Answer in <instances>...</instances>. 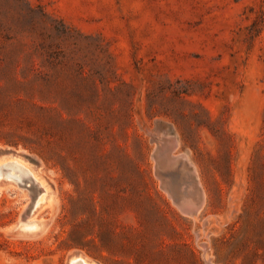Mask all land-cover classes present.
<instances>
[{
	"label": "rangeland",
	"instance_id": "374dc122",
	"mask_svg": "<svg viewBox=\"0 0 264 264\" xmlns=\"http://www.w3.org/2000/svg\"><path fill=\"white\" fill-rule=\"evenodd\" d=\"M0 58L60 107L57 143L20 128L17 107L1 117L20 142L0 149L35 164L0 162H21L51 206L31 211L28 184L0 179V264H135L142 243L155 256L140 264H193L186 246L202 264H264V0H0ZM168 138L198 210H183L192 189ZM29 214L36 228H18Z\"/></svg>",
	"mask_w": 264,
	"mask_h": 264
},
{
	"label": "trees",
	"instance_id": "16d2710c",
	"mask_svg": "<svg viewBox=\"0 0 264 264\" xmlns=\"http://www.w3.org/2000/svg\"><path fill=\"white\" fill-rule=\"evenodd\" d=\"M12 71L13 69H11L10 64H7L5 61L0 60V127L4 125V121L1 117L3 115H11L14 107H17L19 116L22 117V125H18L20 128H25L26 130H29L33 133H35L36 131H42V134L47 135V137L54 138V141L57 143L56 139L59 134L60 124V120L58 117L60 107L58 105H55V100H49L46 101L47 103H43V101L38 102L32 99L33 97L31 98L30 93H28L31 90L32 84L27 87L28 82H26L25 80H20L19 78L11 75ZM20 92H24L25 96H27V98L30 100H21L20 98H17L15 100L16 102H11L4 98L7 95L18 94ZM23 102H25L28 106H24ZM26 109L28 110V112H31V114H28ZM15 111L16 110H14V112ZM8 124L10 123L8 122ZM19 136L26 137V135ZM0 140H4L5 143L14 146H17L20 142V139H8L7 137H3L1 135ZM47 141L50 142L48 139ZM22 144L23 146H26L24 142H22ZM91 241L94 243V245H97L99 250L101 251L99 256L104 257V255L102 254V250L111 252V238L107 237V233L105 231L96 232L95 237H92ZM72 244L77 247L83 246V243H79L76 241ZM131 244L121 243V247H134L133 243ZM140 247L141 250L138 252V255L132 257L133 262L135 264H140L142 260H147V263H152L155 254L147 249V244L145 243H142ZM186 249L187 254L192 260L193 264H202L201 259L191 247L186 246Z\"/></svg>",
	"mask_w": 264,
	"mask_h": 264
},
{
	"label": "bare ground",
	"instance_id": "6f19581e",
	"mask_svg": "<svg viewBox=\"0 0 264 264\" xmlns=\"http://www.w3.org/2000/svg\"><path fill=\"white\" fill-rule=\"evenodd\" d=\"M158 126V125H157ZM158 129V128H157ZM161 129V128H160ZM166 132V131H165ZM159 133V132H158ZM163 133V132H162ZM168 134V133H167ZM158 135V134H157ZM161 135V134H160ZM165 135V133H164ZM158 137V136H157ZM162 137H167V136H163ZM177 141V140H176ZM177 142H175V139H172V138H168L167 139V142H166V145H165V148L167 150H163L161 149V151H167L165 152L166 155L170 156V159H173V160H176L178 159L180 164L182 165L179 169H181L183 167V170L186 171V176H185V179L187 180V185L189 187H191L192 189V197H189V200L188 202L186 203L187 204V207H183V210L184 212L185 211H188L190 212L191 210H198L202 203L204 202L203 201V198H204V194H203V191L202 189L199 187L200 186V183L198 185V182L195 178V176L193 174H195V171L192 169V171L189 169L190 166H189V162H188V158H186V154L184 153H179V154H174V151L176 150V144ZM161 145V144H160ZM157 146V145H156ZM176 146V147H175ZM161 147V146H160ZM156 149V148H155ZM174 150V151H173ZM157 150H155V153H156ZM160 150H158V153L161 152ZM162 151V152H163ZM169 151V152H168ZM173 151V152H172ZM161 152V153H162ZM168 153V154H167ZM156 156V155H155ZM161 156V155H160ZM163 157V156H162ZM159 158V157H157ZM166 159H168L167 157H165ZM160 159V158H159ZM158 159V160H159ZM165 159H163L162 161H164ZM172 160V161H173ZM161 162V160H159ZM158 162V161H157ZM170 164H172L171 160L169 161ZM176 163V162H175ZM174 163V164H175ZM178 164V162H177ZM175 164V166L177 165ZM167 165V163H166ZM172 166V165H171ZM165 168V167H164ZM157 169V168H156ZM168 169V167H167ZM169 170V169H168ZM171 170V169H170ZM158 171V169H157ZM193 174H192V173ZM161 173V172H160ZM158 174V173H157ZM184 174V173H182ZM160 175V174H159ZM158 177V176H157ZM181 177V176H180ZM159 178V177H158ZM162 177H160L161 179ZM0 179H2L3 181H12L14 183H16L17 185L19 184H28V186L32 189V191H30V193H34L33 194V197H32V200H31V207L29 208L31 211L34 210V209H37V208H42V207H49L51 206V200H50V197L48 196V193H47V190L45 189V187H41L40 185V182H38V180H36L35 176L33 175V173L24 167V165L17 161V160H6V161H3V162H0ZM159 179V180H160ZM163 179V178H162ZM164 180H166V178H164ZM163 180V181H164ZM168 181L170 179H167ZM162 182V180H160ZM165 182V181H164ZM161 185H165V184H162ZM202 187V186H201ZM28 189V188H27ZM179 189V188H178ZM182 189V187H181ZM171 190V189H169ZM169 190H166V193H171L169 192ZM168 191V192H167ZM179 192V195H180V191ZM190 193V191H189ZM188 193V194H189ZM172 195V194H171ZM170 195V196H171ZM175 195V194H173ZM173 197V196H172ZM31 199V198H30ZM172 199V198H171ZM175 199V198H174ZM173 200V199H172ZM175 201V200H174ZM174 204L176 203L173 202ZM176 205H178V203H176ZM179 209V208H178ZM24 209H22L23 211ZM29 210V211H30ZM181 211V210H180ZM182 212V211H181ZM23 213V212H22ZM25 214V213H24ZM32 214V213H30ZM28 215L27 217L25 218H22L23 220L19 221L18 222V227L23 229V230H28V231H31V230H34L36 228V221L35 219H32L30 218L31 215ZM21 215V214H20ZM34 216V215H33ZM21 218V217H20ZM34 218V217H33ZM42 231V229H41ZM32 235V234H31ZM26 236V235H25ZM205 244V242H204ZM209 256V255H208ZM70 259H74L71 264H89L85 261V259L82 257V256H71ZM207 260V259H206ZM210 261V259H209Z\"/></svg>",
	"mask_w": 264,
	"mask_h": 264
},
{
	"label": "water",
	"instance_id": "95a60500",
	"mask_svg": "<svg viewBox=\"0 0 264 264\" xmlns=\"http://www.w3.org/2000/svg\"><path fill=\"white\" fill-rule=\"evenodd\" d=\"M7 156H20V157H22L24 160H27L28 162H30V163H34L35 164V162L31 159V158H29V157H27V156H23V155H21V154H19L18 152H16V151H13V150H9V149H0V157H7ZM193 174V173H192ZM194 176H195V174H193ZM193 211V210H192ZM17 227H18V225H17ZM19 228V227H18ZM72 256H81L79 253H75V254H72Z\"/></svg>",
	"mask_w": 264,
	"mask_h": 264
}]
</instances>
